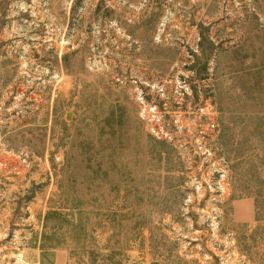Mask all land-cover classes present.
<instances>
[{
    "label": "rangeland",
    "instance_id": "374dc122",
    "mask_svg": "<svg viewBox=\"0 0 264 264\" xmlns=\"http://www.w3.org/2000/svg\"><path fill=\"white\" fill-rule=\"evenodd\" d=\"M176 87L216 103L209 150L161 134ZM38 252L264 264V0H0V264Z\"/></svg>",
    "mask_w": 264,
    "mask_h": 264
},
{
    "label": "built area",
    "instance_id": "2783aa9c",
    "mask_svg": "<svg viewBox=\"0 0 264 264\" xmlns=\"http://www.w3.org/2000/svg\"><path fill=\"white\" fill-rule=\"evenodd\" d=\"M173 93L174 97L172 102H166L164 104V109L167 110V107H170L174 112L175 116L173 118L170 117V121L174 125L175 131H170L168 128L163 127L161 134L168 137V139H170V141L172 142L180 140L187 142L186 146H190L188 135L193 134H191L190 130H186V127L184 126V122L187 121V124H191L192 129H194L195 133L198 135L197 140L204 142L205 149L209 150L208 148H206L208 146V143L215 142L217 135H219V117L216 103L211 98H209L212 100V103H201V108L199 111H197L196 107H193V102L191 101V97L193 96L191 88L185 89L184 87H176ZM157 107V105H154V107L150 106L148 109L144 110V112L148 114V117L150 116L152 118V121H155L154 119H157ZM151 111L153 112V114L151 113ZM150 117L149 119H151ZM196 121L204 123V125L201 126L200 124V127H197ZM153 131L154 133H156L155 128H153ZM223 177L224 175L219 172V176H214L212 178L213 184L210 185V187L217 186L216 184L220 183V179H222ZM196 182L198 189L203 188L201 181L196 180Z\"/></svg>",
    "mask_w": 264,
    "mask_h": 264
},
{
    "label": "crops",
    "instance_id": "0c3cea01",
    "mask_svg": "<svg viewBox=\"0 0 264 264\" xmlns=\"http://www.w3.org/2000/svg\"><path fill=\"white\" fill-rule=\"evenodd\" d=\"M235 217L238 221L242 222H250L254 217V203L251 199H245L237 202L235 209ZM33 253H37V250H32ZM42 252H38V258L34 260L27 259L26 261L29 264H44ZM53 264H62L59 254L54 255V263Z\"/></svg>",
    "mask_w": 264,
    "mask_h": 264
}]
</instances>
